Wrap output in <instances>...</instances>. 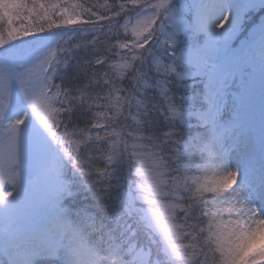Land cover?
I'll return each mask as SVG.
<instances>
[{
    "label": "trees",
    "instance_id": "1",
    "mask_svg": "<svg viewBox=\"0 0 264 264\" xmlns=\"http://www.w3.org/2000/svg\"><path fill=\"white\" fill-rule=\"evenodd\" d=\"M153 1L161 10H156L152 25L141 33L126 31V24ZM182 3L188 2L0 0V57L14 52L20 58L23 40L46 41L53 38L49 32L63 38L49 86L53 139L62 145V185L47 201L62 209V217L82 233L81 244L97 254L100 264H142L140 258L147 254L148 264H226L213 223L221 204L214 191L200 186L199 170L213 139L198 122L205 108V76L187 77L182 55L184 46L200 40L191 16L172 40L165 21V12ZM256 12L264 13V5ZM247 27L245 18L242 28ZM19 30L26 34L16 40L14 31ZM123 153L129 154L131 169L141 164L142 154L154 156L148 167L160 172L157 180L165 186L152 194L148 185L145 195L160 198L157 203L165 207L170 202L167 224L174 235L169 238L137 223L132 208L120 207L116 185L121 170L112 166ZM143 171L151 178L150 171ZM45 203L40 200L32 213L47 207Z\"/></svg>",
    "mask_w": 264,
    "mask_h": 264
},
{
    "label": "rangeland",
    "instance_id": "2",
    "mask_svg": "<svg viewBox=\"0 0 264 264\" xmlns=\"http://www.w3.org/2000/svg\"><path fill=\"white\" fill-rule=\"evenodd\" d=\"M185 2L178 8L171 6L165 21L171 26L172 40V34L184 29V21L191 16L200 40L184 46L182 55L187 77L205 76V108L198 122L207 126L213 139L199 170L203 177L200 186L214 191L221 204L220 215L213 219L217 244L226 264H264V13L256 12L264 0ZM158 7L153 1L134 22L126 24V31L141 33L150 27ZM12 8L10 5L8 12ZM43 14L39 17L52 19ZM245 18L248 27L243 30ZM24 34L14 31V38ZM48 37L53 38L31 44L23 40L18 48L23 53L20 58L14 52L0 57V264H100L97 254L81 244L79 230L72 232L68 222L48 227L42 224L45 219L37 218L41 211L58 209L47 197L60 190L64 164L58 154L61 141L53 139V95L49 92L51 64L61 54L57 48L63 38L56 32H49ZM128 156L123 153L113 160L112 169L121 170V182L116 185L121 194L119 205L132 208L137 223L151 232L158 230L167 239L174 235L167 224L170 202L165 207L157 203L160 198L145 195L148 185L152 194L165 186L157 180L160 172L148 167L155 158L142 154L141 164L131 169ZM143 169L151 170V178ZM40 200L47 201V207L33 214V206L39 208ZM50 235L52 241L46 240ZM56 239L64 245L56 247ZM147 258L148 254L144 260L140 258L142 264H148Z\"/></svg>",
    "mask_w": 264,
    "mask_h": 264
},
{
    "label": "bare ground",
    "instance_id": "3",
    "mask_svg": "<svg viewBox=\"0 0 264 264\" xmlns=\"http://www.w3.org/2000/svg\"><path fill=\"white\" fill-rule=\"evenodd\" d=\"M206 2H208L209 0H205Z\"/></svg>",
    "mask_w": 264,
    "mask_h": 264
}]
</instances>
